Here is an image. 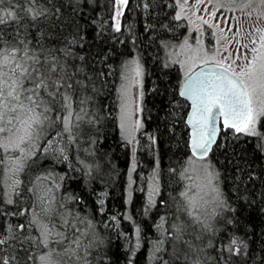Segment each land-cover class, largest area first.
Listing matches in <instances>:
<instances>
[{
    "label": "trees",
    "instance_id": "obj_1",
    "mask_svg": "<svg viewBox=\"0 0 264 264\" xmlns=\"http://www.w3.org/2000/svg\"><path fill=\"white\" fill-rule=\"evenodd\" d=\"M115 1L38 0L50 11L36 21L18 12L19 31L30 47L41 53V59L54 57L58 71L62 68L67 73L66 83L72 87L61 91L71 94L73 110L83 119H73L71 144L67 133L62 139L56 137L61 125L46 131L36 156L19 173V195L8 194L0 181V230L9 224L14 229L26 225L16 231L13 247L5 246L8 253L24 264V249L33 255L46 251L37 243L38 227L30 226L35 214L53 232L65 234L62 244L50 240L57 252L79 238L78 247L71 245L76 255L62 257L63 264H97L98 257H104L105 264H191L194 260L199 264H264V136L221 130L208 158L219 173L216 185L225 207L214 217L197 212L180 195L184 192L181 172L191 156L185 122L188 103L179 94L178 66L168 64L164 56V46L184 35L186 23L175 19L174 0H128L117 32ZM17 2L11 0L4 7ZM16 28L10 22L6 32ZM73 37L77 42L69 44ZM6 39L12 37L6 35ZM133 55L143 69V127L134 151L121 134L117 102L122 65ZM258 131L264 134V119ZM49 139L54 146L59 140L67 160L43 154ZM153 168L159 193L149 205L146 179ZM49 174V179L36 180ZM9 195L13 204L6 203ZM41 196L50 202V215L42 210L46 204L38 199ZM61 216L70 221L68 227ZM229 219L233 223H227ZM175 226L182 228L179 242L169 235L175 234ZM233 236L247 245L241 246L240 255L225 247ZM160 240L162 244L157 243ZM157 247L161 250L156 251Z\"/></svg>",
    "mask_w": 264,
    "mask_h": 264
},
{
    "label": "snow or ice",
    "instance_id": "obj_2",
    "mask_svg": "<svg viewBox=\"0 0 264 264\" xmlns=\"http://www.w3.org/2000/svg\"><path fill=\"white\" fill-rule=\"evenodd\" d=\"M204 0H196L193 7L203 3ZM253 0H246L237 4V0H228V4L219 3V8H226L229 11L235 10L236 7L241 10L248 8ZM5 3L11 4V0H0V171H6L10 175L8 179L11 183L8 185L11 191L16 192L21 181L18 178L19 173L25 170V166L32 157L36 156L40 149V141L48 129L55 128L57 124L62 126V131L56 133V137L63 138L64 133L68 134V143L74 141L72 129L76 125L73 119L79 122L83 119L79 113L73 110V100L71 94L66 90L70 89L71 84L66 83L67 73L61 68L58 71L55 58L45 56L41 59V53L30 47V41L21 35L19 25L21 17L18 12H23L25 16L36 21L38 18L46 16L49 9L42 7L38 0H23V4L18 2L10 8H5ZM119 5H126L128 0H117ZM188 0H177V6L180 11L176 13L175 19H181L184 8L187 6ZM259 4L264 6V0H259ZM232 5L234 7H229ZM148 5H145L147 7ZM59 13V9L56 10ZM122 13L117 11L115 31H120V22L118 17ZM215 15V13H212ZM246 17H251V12L245 13ZM235 19L236 30L230 20ZM258 21H264V12L257 17ZM10 22L14 23L17 28L14 32L7 33L6 29L10 26ZM203 23L208 24L207 20ZM228 23L227 35H222L221 39L227 41V44H235L237 52H240L242 63L237 64L232 59V53L224 59L216 58L217 52L211 55L203 50L202 42L197 40L196 47L189 44L186 38L180 45L182 50L192 53L185 61H176L183 65H187L184 73L183 83L180 85L181 96H186L192 101V113L188 123L191 125V152L193 156L203 160L216 142L217 121L222 120L224 129H232L235 134H244L253 137H262L264 134L257 131L258 123L264 119V23H258L252 30H248L245 22L239 18H225ZM211 27V25H209ZM223 33L224 30L221 29ZM6 35L12 39H6ZM241 39L244 41L241 43ZM73 37L69 44L76 43ZM219 42V41H218ZM167 47V45H165ZM246 50V52L244 51ZM203 52V66L196 67V60L199 59ZM66 54H70L66 52ZM179 55V53H177ZM82 59V57H81ZM226 61H230L227 62ZM167 66V65H166ZM143 69L137 58L125 61L122 65L120 74L121 83L118 88L120 98V115L119 126L121 128L123 138L131 144L135 139L134 133L139 131L143 124L140 120H133V115L141 111L138 99H133L132 89L142 85ZM143 93H140L142 96ZM85 101L81 100L83 104ZM135 105V107H133ZM84 112V109H80ZM55 112L53 118L52 113ZM91 122V121H90ZM150 139H152L150 137ZM154 142V141H153ZM223 147V145H221ZM264 147V146H262ZM44 155H53L56 159L63 158L67 160L65 147L59 146V140L49 139L43 146ZM14 154V155H13ZM189 163H192L191 158ZM209 165H204L206 184L204 187L213 193L212 203L215 204L212 214L218 213L216 209L225 207V201L221 199V193L214 181L218 180L219 173L209 171ZM135 165H133V170ZM49 176H37L36 180L49 179ZM155 170L153 172V183L150 185L148 193V204L154 203L153 197L159 193V187L155 183ZM63 179V177H61ZM253 179L249 176V180ZM59 188V185H56ZM50 191V190H49ZM17 195L19 193L17 192ZM181 196L187 198L186 192H181ZM46 206L42 209L45 215L51 214V208L47 206L50 202L45 201L43 196L38 198ZM54 200V197L52 198ZM7 204H13L14 201L9 195ZM103 204V201H100ZM209 203V201H205ZM103 209H101L102 211ZM233 211H235L233 209ZM191 215V213H189ZM17 215H24L19 212ZM65 227L70 225V221L61 216ZM115 219V217H112ZM233 223L232 219L226 221ZM35 225L40 229V239L37 241L44 249L43 254L33 255L28 249H24L27 253L24 258V264H63L62 257L75 256L76 249L72 248V244H80L79 238L73 239L64 251L57 252L54 248H50V240L57 244H62L66 239L63 232H53L47 224L43 223L37 215L33 214L30 226ZM26 225L19 224L15 226L8 225L6 230H0V264H20V260L14 254H9L6 245L13 247L11 241L17 239L16 231L25 229ZM71 227H75L72 223ZM161 227L160 225L157 226ZM7 231V235L4 234ZM77 231H79L77 229ZM139 234V229L136 230ZM173 241L182 240V228L175 226V234L169 233ZM162 244L163 240L157 242ZM247 247L242 240L233 236L229 243L225 245L226 249L233 255H240L242 247ZM159 247L156 251H160ZM191 251V248L189 249ZM174 258L179 256L174 253ZM188 261V255L184 256ZM97 264H105L104 257L97 258ZM163 264H168L164 261ZM191 264H199L198 260H194Z\"/></svg>",
    "mask_w": 264,
    "mask_h": 264
},
{
    "label": "rangeland",
    "instance_id": "obj_3",
    "mask_svg": "<svg viewBox=\"0 0 264 264\" xmlns=\"http://www.w3.org/2000/svg\"><path fill=\"white\" fill-rule=\"evenodd\" d=\"M176 5V12L180 11V8L177 6V0H174ZM181 3H183V0H180ZM246 2V0H237V4ZM219 3H225L228 4V0H204L203 3L199 4L196 7H193V5L196 4V0H188L187 6L184 8V11L181 15V20H184L186 23V31L184 35H182L178 40L172 43L166 44L167 47L164 46V56L168 64L170 65H177L180 73H181V79L184 80V73L186 71L187 65H183L181 63H177L176 61H185L187 60V57L192 55L191 52L182 50L180 48V45L184 42V40L187 38L189 44H191L193 47H196V41L199 40L202 42L203 50L207 51L209 55H211L213 52H217L216 58L218 60L224 59V57L228 56L229 53H232V59L236 60L237 64L242 63V59L238 58L240 57V52L236 51V48L238 47L235 42L232 44H227V41L221 39L222 35H227L229 38H231V33L228 32V23H225V18H239L242 22H245L246 28L248 30H252L256 24L258 23H264V21H258L257 17L260 15L261 12H264V6L259 4V0H253L251 5L248 8H245L241 10L240 8L236 7L235 10L229 11L226 8H219ZM229 7H234L232 5H229ZM125 8V5H119L117 3V0L115 1V7L113 12V22L116 23V13L117 11L123 13V10ZM251 12L252 16L246 17L245 13ZM212 13H215V15H212ZM121 16L118 17L119 22H121ZM204 20L208 21V24L203 23ZM231 25L233 26V31L236 30V20L231 19L230 20ZM211 25V27L209 26ZM221 29L224 30V32H221ZM219 41V42H218ZM244 41L241 39V43ZM246 52V50H244ZM179 53V55H177ZM137 58L140 62V59L133 55L131 56V59ZM203 52H201L199 59L196 60V67L203 65ZM230 62V61H226ZM141 64V63H140ZM121 83V81H120ZM119 83V85H120ZM142 92V85L138 88L132 89V96L133 99H138L139 107L142 110V96H140V93ZM118 123L119 121V115H120V98L118 93ZM135 107V105H133ZM56 113H52L53 118L55 117ZM140 120L142 123V113L141 111L134 113L133 120ZM259 124V123H258ZM120 127V126H119ZM121 131V128H120ZM257 131H258V125H257ZM138 132L136 131L134 133L135 139L131 144H129L134 151L135 146L137 144V138H138ZM122 134V132H121ZM14 155V154H13ZM134 158V157H133ZM191 158L192 163H189V159ZM209 165V171L215 172V169L213 168L212 163L210 162L209 158L206 157L203 160L194 158L193 156H190L184 166V169L181 172L183 182H184V192L187 193V199L190 203V205L197 211L201 212L207 216L214 217L212 214L213 209L215 208V204L212 203L213 193L210 192V190L206 189L204 185L206 184V178H205V172H204V165ZM155 170L156 176H155V183L159 187V181H158V175L156 169H152L147 176L146 179V197L148 201V193L150 190V185L153 183V172ZM0 181L3 185V188L5 191L10 194L11 191L8 185L11 183V181L8 179V176L10 175L6 171H0ZM19 178V176H18ZM216 184V181H214ZM17 192V190H16ZM155 195L153 197V200L156 199ZM205 201H209V203H205ZM154 204V203H153ZM152 204V205H153ZM219 209H216V212L218 213ZM38 217V216H37ZM37 227V226H35ZM39 229V228H38ZM40 232V229H39ZM51 243V242H50ZM49 247L51 248V245L49 244ZM47 251V249H46Z\"/></svg>",
    "mask_w": 264,
    "mask_h": 264
},
{
    "label": "water",
    "instance_id": "obj_4",
    "mask_svg": "<svg viewBox=\"0 0 264 264\" xmlns=\"http://www.w3.org/2000/svg\"><path fill=\"white\" fill-rule=\"evenodd\" d=\"M202 66H203V65H200V66H198L197 68H200V67H202ZM182 83H183V82H182ZM181 97L184 98V99L187 101V103H188V111H187V114H186L185 122H186V125H187V128H188V148H189V151H190L191 156H193V155H192V152H191V147H190L192 128H191V125L188 123V120L190 119V116H191V113H192V101H191L188 97H186V96H181ZM217 127H218L219 131H218V133H217L216 142H217V139H218V137H219V134H220L221 130H225V129L223 128L222 120L217 121ZM216 142H215V143H216ZM215 143L212 145V148H213V146L215 145ZM212 148H211V150H212ZM211 150L209 151V153H208V155H207L206 157L209 156ZM193 157L199 159V158L196 157V156H193ZM206 157H205V158H206Z\"/></svg>",
    "mask_w": 264,
    "mask_h": 264
},
{
    "label": "bare ground",
    "instance_id": "obj_5",
    "mask_svg": "<svg viewBox=\"0 0 264 264\" xmlns=\"http://www.w3.org/2000/svg\"><path fill=\"white\" fill-rule=\"evenodd\" d=\"M183 82V81H182ZM182 84V83H181Z\"/></svg>",
    "mask_w": 264,
    "mask_h": 264
}]
</instances>
